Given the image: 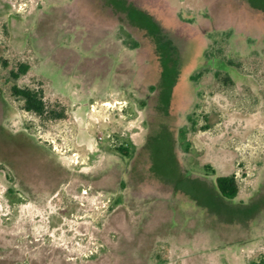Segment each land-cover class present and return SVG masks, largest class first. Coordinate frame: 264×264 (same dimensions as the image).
Returning <instances> with one entry per match:
<instances>
[{
	"label": "rangeland",
	"instance_id": "374dc122",
	"mask_svg": "<svg viewBox=\"0 0 264 264\" xmlns=\"http://www.w3.org/2000/svg\"><path fill=\"white\" fill-rule=\"evenodd\" d=\"M142 1L156 15L0 0V264L264 259V0H224L214 21L213 0ZM13 85L66 117L25 111ZM23 172L29 197L7 191ZM229 175L235 200L216 188Z\"/></svg>",
	"mask_w": 264,
	"mask_h": 264
},
{
	"label": "trees",
	"instance_id": "16d2710c",
	"mask_svg": "<svg viewBox=\"0 0 264 264\" xmlns=\"http://www.w3.org/2000/svg\"><path fill=\"white\" fill-rule=\"evenodd\" d=\"M100 7L103 8L105 12H108V16L112 19L119 20V18H122L127 12V10H123L122 8H128L133 7L137 11L145 13L147 15H156L154 13V7L153 5H150L146 2H143L139 4L140 0H99ZM115 2V3H114ZM103 3V4H102ZM116 4H123L124 6L118 7ZM165 3L163 1L157 2V6L165 7ZM143 5V6H142ZM149 6V7H148ZM168 9V7H165ZM175 19L177 22L187 24L188 22L181 20L179 17H176ZM107 19H109L107 17ZM119 23V21H118ZM155 23L158 25L159 31L163 28L164 25H160L159 21L156 19ZM165 27V26H164ZM141 29L140 27H138ZM138 44L135 43V48H137ZM139 48V47H138ZM29 67L27 65H21L16 71H11V76L14 80H16L20 75L25 74L28 71ZM154 87H151V90H153ZM11 95L17 99H19L23 104V109L27 112H31L41 118L45 117L47 119L51 120H62L66 117L65 115V109H51L50 105L44 100L43 92L33 90L30 88H21L17 85H13L10 87ZM53 107H61L60 104H56ZM122 152H127V149L125 147L120 148ZM3 167L0 165V170H2ZM216 188L221 197L225 200H235L239 196V186L236 180L235 175H229V176H219L216 178ZM252 264H264V259L260 261V263L254 262Z\"/></svg>",
	"mask_w": 264,
	"mask_h": 264
},
{
	"label": "flooded vegetation",
	"instance_id": "af4514ba",
	"mask_svg": "<svg viewBox=\"0 0 264 264\" xmlns=\"http://www.w3.org/2000/svg\"><path fill=\"white\" fill-rule=\"evenodd\" d=\"M224 0H213L211 6L209 7V13L207 15V18L210 20V21H214V18L218 16V11H222L221 9V4ZM80 0H76V4L79 3ZM238 10H236L235 12H237ZM239 14V11L237 13H235L234 15H238ZM220 16V15H219ZM238 21V19H237ZM121 24V23H119ZM217 27L216 26H209V27H205L204 29H201L199 31L200 35H198L200 38H201V33L204 31H208V30H215ZM138 44L137 46L138 47H141V44L139 43H136ZM3 167V166H2ZM3 170V169H2ZM1 171V170H0ZM30 175L31 174H28V173H22L21 175L19 173H17L16 175L15 174H7V177H8V187H7V191L9 192H13L15 191V187H16V182H19L21 181L22 182V192L26 193V195L31 196L30 194L31 193H34L35 190L34 189H31L33 188L35 185H33L32 183H30L29 179H30ZM19 180V181H18ZM22 200H25L24 197L22 196Z\"/></svg>",
	"mask_w": 264,
	"mask_h": 264
}]
</instances>
